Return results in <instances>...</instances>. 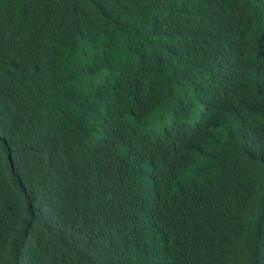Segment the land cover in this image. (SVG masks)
Segmentation results:
<instances>
[{"label":"trees","instance_id":"16d2710c","mask_svg":"<svg viewBox=\"0 0 264 264\" xmlns=\"http://www.w3.org/2000/svg\"><path fill=\"white\" fill-rule=\"evenodd\" d=\"M0 264H264V0H0Z\"/></svg>","mask_w":264,"mask_h":264}]
</instances>
